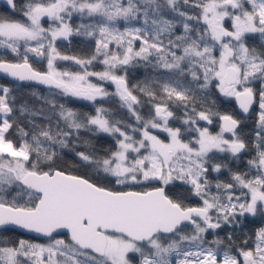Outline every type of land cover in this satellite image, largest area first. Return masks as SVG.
Returning a JSON list of instances; mask_svg holds the SVG:
<instances>
[{
    "label": "snow or ice",
    "instance_id": "6c2138e0",
    "mask_svg": "<svg viewBox=\"0 0 264 264\" xmlns=\"http://www.w3.org/2000/svg\"><path fill=\"white\" fill-rule=\"evenodd\" d=\"M5 7L0 49L15 61L0 58V73L55 91L39 109H17L12 89L0 85V229L48 240L0 241V264H264V0H5ZM74 14L92 22L73 29L66 18ZM72 34L95 40L90 56L57 51L55 42ZM29 53L46 57L47 71L33 68ZM57 59L79 70L60 71ZM94 62L103 70L89 71ZM130 65L150 75L130 87ZM58 96L89 101L94 113ZM112 98L129 119L103 106ZM233 100L244 119L215 110ZM172 105L183 109V127L169 126ZM109 137L108 147L92 142ZM217 153L247 157L246 170L233 171ZM224 171L226 181L211 177ZM169 186L182 190L170 194ZM192 198L196 206L184 203ZM61 231L67 239L54 238Z\"/></svg>",
    "mask_w": 264,
    "mask_h": 264
},
{
    "label": "trees",
    "instance_id": "16d2710c",
    "mask_svg": "<svg viewBox=\"0 0 264 264\" xmlns=\"http://www.w3.org/2000/svg\"><path fill=\"white\" fill-rule=\"evenodd\" d=\"M9 11H10L9 9H7L6 7L0 4V15H7L9 14ZM66 20L72 26L73 29L77 28L81 24L92 22V21H89L86 17L81 18L79 14H74L70 20H68L67 18ZM44 26L47 27V23H45ZM121 30H123L122 27H121ZM55 46L57 48V51L63 55L88 57L91 55V53L93 52L95 48V40L86 38L84 36L72 34L68 37L67 40H57L55 42ZM135 47L137 49L139 48V42H136ZM29 57H30L29 62L32 64L33 68L39 71H44L45 62H46L45 57H36L34 54H31V53H29ZM0 58H4L10 61H15V57H13L10 52H6L5 49H0ZM21 59H22V56H21ZM55 64H56L57 69H59L60 71L79 70V66L75 65L73 61H64V60L57 59L55 61ZM88 70L89 71H101L103 70V65L99 64L98 62H94V64L91 65ZM120 74L123 75L124 73L121 72ZM148 75H150V73L146 72L143 67H133L130 65L128 67L129 86L131 87L132 85L142 82L145 79V77ZM91 79L93 82H96L95 77H91ZM0 85H4L12 89L11 96L15 97V104H16L17 109L22 104H26L29 108L39 109L44 104V100L42 99V97L53 99V97L50 95V91H55L54 89L50 90L49 88L36 87L33 85L24 84V83H13V82L4 80L2 78H0ZM104 86L110 93L115 92L114 85H111L108 82H105ZM211 91L214 92V89H212ZM137 94L139 95V93ZM38 97H41V99H38ZM55 99L57 100L58 103H61V102L66 103L67 107L75 109L81 113H89V112L94 113V106L89 101L75 100L74 102H69L72 100V98H65V97H59V96L55 97ZM141 99L142 101H144L145 106L140 109V112H141V115L147 118L148 113L151 111V108L147 104L146 97H141ZM103 106L112 110L116 114L115 116L116 119H125V120L129 119L127 111L121 110L119 108L115 98L105 100L103 102ZM170 110H172L178 116V118L179 117L182 118V116L184 115L183 109L178 108L175 105L170 106ZM215 110L220 111L222 114H233V113L238 114L236 112L233 101L225 102V103H221L218 101ZM251 113H252L251 116L245 119V124L248 128L252 127V123L255 120L254 118L255 111H252ZM239 116L240 115H238V117ZM19 122L21 123V125L27 127V124L23 118H20ZM132 122L133 123L135 122L134 119ZM92 142L94 144H97L98 147L100 145H103L104 147H108L114 143L110 137L105 138L100 141H96L95 139H93ZM65 159H70V157H65ZM170 190H171L170 192L172 191L175 192V191H180L182 189H177L174 186H172L170 187ZM251 229H252L251 225H246L243 231L247 232V231H250ZM54 238L67 239L65 235H57V236H54ZM19 239H28L34 243H42V244L48 243V240L34 239L28 235L17 232L15 230L14 231L0 230V241H17Z\"/></svg>",
    "mask_w": 264,
    "mask_h": 264
},
{
    "label": "flooded vegetation",
    "instance_id": "af4514ba",
    "mask_svg": "<svg viewBox=\"0 0 264 264\" xmlns=\"http://www.w3.org/2000/svg\"><path fill=\"white\" fill-rule=\"evenodd\" d=\"M251 114L252 113H250L247 116V118H249L251 116ZM238 115H240V114H238ZM175 117H176L175 119H170L169 120V126L173 127V128H175V127H183L181 125V123H180L181 118L180 117L178 118V116L176 114H175ZM238 118L244 119V116L240 115ZM254 118H256V114L255 113H254ZM244 122H245V120H244ZM200 124H201V126H208L206 124V122H204V121H201ZM253 125H254V122L252 123V126ZM209 127H210V130L213 131V132H216V131L219 130L218 123H214L213 125H211ZM152 130L155 133V135L158 136V138H160L162 140L164 139L167 142V133L166 132H163V131H161L159 129H152ZM247 130H248V127L245 128V131H247ZM217 157L220 158V159H223L224 163L229 164L233 171H245L246 170L245 161H246L247 157L242 158L240 161H233L231 159H227V158H225V154H220V153H217ZM216 176H219V178L221 180H225V181L229 178L227 171H224L223 174H217V173H212L211 174V177H216ZM170 187H172V186H169V188ZM172 192H170V194H172ZM184 203L186 205H188V206H196L198 201H197L196 198H192L190 200H186ZM221 235L223 236L224 233L222 232ZM209 239H211V237H209Z\"/></svg>",
    "mask_w": 264,
    "mask_h": 264
},
{
    "label": "water",
    "instance_id": "95a60500",
    "mask_svg": "<svg viewBox=\"0 0 264 264\" xmlns=\"http://www.w3.org/2000/svg\"><path fill=\"white\" fill-rule=\"evenodd\" d=\"M0 4H1L2 6L5 7V0H0ZM6 8H7V7H6ZM7 9H8V8H7ZM0 78H2V79H4V80H7V81H9V82H13V83H24V84L33 85V86H36V87L48 88V86H46V85H42V84H39V83H36V82H34V81H18V80H14V79H12L11 77H7L6 74H4V73H0ZM108 83L111 84L110 82H108ZM111 85H113V84H111ZM114 86H115V85H114ZM233 102H234V106H235L236 112H237L238 114L242 115V116H245V114L240 113V110L236 107V103H235L234 100H233ZM6 227H8V228H12V227H14V226H6ZM0 230H3V229H0ZM15 231L20 232V233H23V234H25V235H28V236H30V237H32V238H34V239H38V240H47V238H43V237L37 238V234H35V233H30V232H27L26 230H22V229H19V228H16ZM57 235H65V236H66V234H65L63 231H61V232H59V233H57V234H54V236H57ZM66 237H67V236H66Z\"/></svg>",
    "mask_w": 264,
    "mask_h": 264
},
{
    "label": "rangeland",
    "instance_id": "374dc122",
    "mask_svg": "<svg viewBox=\"0 0 264 264\" xmlns=\"http://www.w3.org/2000/svg\"><path fill=\"white\" fill-rule=\"evenodd\" d=\"M66 22L68 23V21L66 20ZM58 40H65V39H63V38H60V39H58ZM61 55H63V54H61ZM46 58V57H45ZM59 70V69H58ZM44 71H47V58H46V62H45V68H44ZM152 132H153V130H152ZM153 134H155L154 132H153ZM164 140V139H163ZM166 142V141H165Z\"/></svg>",
    "mask_w": 264,
    "mask_h": 264
}]
</instances>
